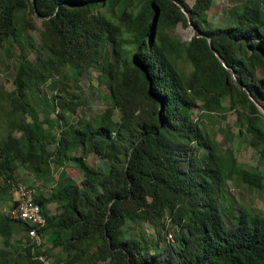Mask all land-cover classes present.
<instances>
[{"label": "trees", "instance_id": "16d2710c", "mask_svg": "<svg viewBox=\"0 0 264 264\" xmlns=\"http://www.w3.org/2000/svg\"><path fill=\"white\" fill-rule=\"evenodd\" d=\"M212 4L0 0V53L18 63L13 90L0 84V177L8 189L21 166L33 177L49 244L33 245L29 224L2 211L0 264H41L40 254L55 255L54 264H264V214L235 211L225 190L227 180L262 190L264 177L235 157L229 126L218 129L225 148L212 126L233 113L264 163V0H243L215 29ZM179 24L195 28L190 40ZM91 71L109 103L77 117L83 97L54 87L55 76L81 90ZM44 85L59 93L44 96L42 108L33 102Z\"/></svg>", "mask_w": 264, "mask_h": 264}, {"label": "rangeland", "instance_id": "374dc122", "mask_svg": "<svg viewBox=\"0 0 264 264\" xmlns=\"http://www.w3.org/2000/svg\"><path fill=\"white\" fill-rule=\"evenodd\" d=\"M243 0H213L212 7L208 10V21H209V28L215 29L216 27H225L228 25V21L226 18L229 16V10L235 6L239 5ZM190 5L193 4L194 0H188ZM35 24L36 27L42 28L40 20L35 18ZM176 32L179 35V37L183 40H190L193 35L195 34V28L191 25L185 27L181 26L180 24L176 26ZM33 38V43L36 48H41V42H40V34L38 29H34L33 31H30ZM43 53V51L41 50ZM13 53L16 55L17 51H13ZM34 52H30V57L32 59H35ZM18 67V63L15 60L14 57L6 56V53L3 51L0 53V84H2L6 90L11 91L13 90V80L15 76V71ZM56 81L54 82V87H63L65 84L68 85L66 87L68 89V92L77 94L78 96H82L83 98L79 99L85 103L79 107V111L77 114V117L80 116H86L91 117L95 115L96 113L101 112L105 105H107L109 102L107 101L108 98V90L103 84H100L97 80V74L95 72H90L88 75L82 77L80 80V87L81 90H77L74 88L73 84L66 81L65 78H62V76L56 75ZM49 85H44L40 88L41 96H36V101L33 102L34 105L37 104L40 106L43 105L42 108H44V104L41 101L44 96L51 97L52 94L59 93L58 90L52 89ZM61 99V98H59ZM76 100V101H79ZM259 109L261 114L264 116V100L259 105ZM197 113V112H196ZM40 117H42V114H40ZM235 121V115L233 113L226 114V117L221 123H215L212 125L214 131L218 134H216V140L219 141L223 148H225L228 144L225 142L224 135L219 132L218 129L220 127H226L229 126L232 131L235 132L236 137L232 140L231 146L234 149L235 157L238 159L240 163H242L245 168H254L258 167L261 171V175L264 177V163H259V157L257 154V151L254 150L252 147L248 145L249 138H246V136H240L238 135V128L234 124ZM7 126L3 124V122L0 121V134H6ZM88 160L91 164H104V161L97 159L94 155H89ZM67 175L72 177V180L79 184L82 176L76 169V167L69 165L66 168ZM16 180L22 181L26 184H29L33 182V177L26 171V169L21 166L18 170L15 172ZM32 187V186H31ZM226 200L229 203V205L233 206L234 210H238L241 206L249 207L257 213L264 214V188L262 190H255L249 187L245 186H235L234 183L230 180L226 181ZM8 195H12L14 197L13 191L11 189H8L6 186V182H4L3 178L0 177V212H7L9 209L10 202ZM51 210H55V203L52 202L49 205ZM145 231L147 233H155L156 228L155 226L150 222L145 223ZM173 233V231L171 230ZM22 234L21 233H15L13 237L19 238ZM47 235H45L46 238ZM169 237V236H168ZM46 247H49L48 242H46ZM58 251L57 247H54L52 249V253H56ZM53 260H56V256H51ZM102 264V263H99Z\"/></svg>", "mask_w": 264, "mask_h": 264}, {"label": "built area", "instance_id": "2783aa9c", "mask_svg": "<svg viewBox=\"0 0 264 264\" xmlns=\"http://www.w3.org/2000/svg\"><path fill=\"white\" fill-rule=\"evenodd\" d=\"M11 191L15 196V205L7 212L14 219H21L29 224L26 231L33 245L45 244V232L42 228L46 225V219L38 201H36L35 190L24 182L12 183ZM169 238L172 236L168 235ZM41 264H54L53 258L40 254L36 256Z\"/></svg>", "mask_w": 264, "mask_h": 264}, {"label": "water", "instance_id": "95a60500", "mask_svg": "<svg viewBox=\"0 0 264 264\" xmlns=\"http://www.w3.org/2000/svg\"><path fill=\"white\" fill-rule=\"evenodd\" d=\"M155 12H156V15H157V13H158V10H157V9H155ZM156 15H155V16H156ZM216 56H218V57H219L218 53H216ZM219 59H221V58L219 57ZM224 64H225V62H224Z\"/></svg>", "mask_w": 264, "mask_h": 264}]
</instances>
